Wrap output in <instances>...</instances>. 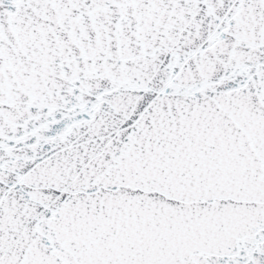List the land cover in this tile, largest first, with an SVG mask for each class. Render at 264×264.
<instances>
[{
	"label": "snow or ice",
	"instance_id": "6c2138e0",
	"mask_svg": "<svg viewBox=\"0 0 264 264\" xmlns=\"http://www.w3.org/2000/svg\"><path fill=\"white\" fill-rule=\"evenodd\" d=\"M0 264H264V0H0Z\"/></svg>",
	"mask_w": 264,
	"mask_h": 264
}]
</instances>
